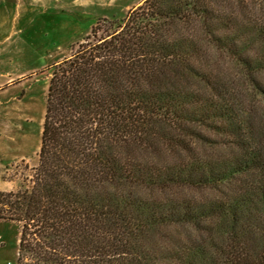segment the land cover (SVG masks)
Returning a JSON list of instances; mask_svg holds the SVG:
<instances>
[{"label": "trees", "instance_id": "1", "mask_svg": "<svg viewBox=\"0 0 264 264\" xmlns=\"http://www.w3.org/2000/svg\"><path fill=\"white\" fill-rule=\"evenodd\" d=\"M249 1L144 0L53 65L31 186L0 190L17 264H264V116L220 61L264 94Z\"/></svg>", "mask_w": 264, "mask_h": 264}, {"label": "rangeland", "instance_id": "2", "mask_svg": "<svg viewBox=\"0 0 264 264\" xmlns=\"http://www.w3.org/2000/svg\"><path fill=\"white\" fill-rule=\"evenodd\" d=\"M143 1L0 0V190L31 186L53 65L69 56L98 21L120 20ZM248 3L251 12L264 16V5ZM220 61L224 74L239 82L240 108L260 120L264 94L234 61ZM257 78L264 88V70ZM19 235L16 223L0 219V264H17Z\"/></svg>", "mask_w": 264, "mask_h": 264}]
</instances>
